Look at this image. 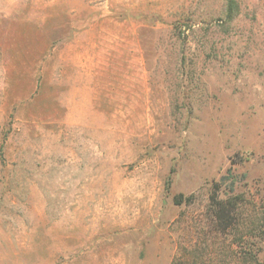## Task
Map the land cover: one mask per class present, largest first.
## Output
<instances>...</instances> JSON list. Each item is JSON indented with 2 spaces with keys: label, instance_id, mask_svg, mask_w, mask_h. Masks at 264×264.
I'll use <instances>...</instances> for the list:
<instances>
[{
  "label": "rangeland",
  "instance_id": "rangeland-1",
  "mask_svg": "<svg viewBox=\"0 0 264 264\" xmlns=\"http://www.w3.org/2000/svg\"><path fill=\"white\" fill-rule=\"evenodd\" d=\"M227 3L0 0V264H264V0Z\"/></svg>",
  "mask_w": 264,
  "mask_h": 264
},
{
  "label": "trees",
  "instance_id": "trees-1",
  "mask_svg": "<svg viewBox=\"0 0 264 264\" xmlns=\"http://www.w3.org/2000/svg\"><path fill=\"white\" fill-rule=\"evenodd\" d=\"M234 0H228L226 7L227 19H231L234 14ZM231 169H227V175L220 178L218 182H213L211 185L210 192L208 194V206L207 210L212 216V221L214 224L215 232L226 233L229 229L233 228L236 224L237 207L241 203V198L238 194L226 195L220 194L221 185H225V180L231 177ZM234 190V181L229 183V192ZM193 195L182 197L177 195L174 197L176 203L187 202L191 203L193 201ZM255 231V230H254ZM254 236H259L264 240V223L259 228V232H254ZM244 263L243 264H261L258 262L256 255H250V252H243ZM170 264H180L178 259L173 258Z\"/></svg>",
  "mask_w": 264,
  "mask_h": 264
}]
</instances>
